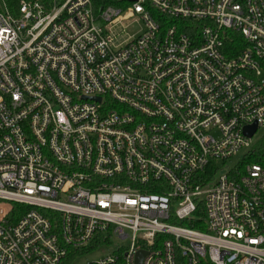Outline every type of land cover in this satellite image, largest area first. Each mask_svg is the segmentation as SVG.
<instances>
[{"label": "built area", "instance_id": "2783aa9c", "mask_svg": "<svg viewBox=\"0 0 264 264\" xmlns=\"http://www.w3.org/2000/svg\"><path fill=\"white\" fill-rule=\"evenodd\" d=\"M4 1L0 264H264V0Z\"/></svg>", "mask_w": 264, "mask_h": 264}, {"label": "rangeland", "instance_id": "374dc122", "mask_svg": "<svg viewBox=\"0 0 264 264\" xmlns=\"http://www.w3.org/2000/svg\"><path fill=\"white\" fill-rule=\"evenodd\" d=\"M0 5H1V7H4L5 1L0 0ZM139 27H140L139 24L135 23L134 26L130 27V30L135 32L136 30L139 29ZM263 139H264V128H258L257 131L255 132V134L251 137V148L253 149ZM241 157H242V152H240L237 156L230 158L225 163H221V162H218V163H219V165L225 166L224 168H226L227 166L231 167V166L237 164V162L240 161ZM224 170L225 169H223V171ZM113 241L114 242L111 244L102 245L99 248L95 249L94 251H91L88 254L80 257L75 262V264H87L90 261L103 259L115 250L116 245L121 244L124 246H129V244H130V242L128 240H119V239L113 238Z\"/></svg>", "mask_w": 264, "mask_h": 264}, {"label": "trees", "instance_id": "16d2710c", "mask_svg": "<svg viewBox=\"0 0 264 264\" xmlns=\"http://www.w3.org/2000/svg\"><path fill=\"white\" fill-rule=\"evenodd\" d=\"M22 0H6L8 7L12 10V11H16L20 5ZM44 2H51L52 0H42ZM248 162H253V163H264V139L261 140V142H259L258 145H256L252 151L250 156L247 158ZM26 207V208H25ZM27 209V206L21 205V204H15L14 207V212H18V211H23ZM199 213V215H202V212H200L199 210L197 211V214ZM200 220V219H199ZM203 219H201L202 222ZM192 227H198L200 229H205L204 224L201 225H190Z\"/></svg>", "mask_w": 264, "mask_h": 264}, {"label": "water", "instance_id": "95a60500", "mask_svg": "<svg viewBox=\"0 0 264 264\" xmlns=\"http://www.w3.org/2000/svg\"><path fill=\"white\" fill-rule=\"evenodd\" d=\"M98 100H100V98H98ZM257 129V126L254 124L252 126H247L244 128V134L247 136V137H251L254 132L256 131Z\"/></svg>", "mask_w": 264, "mask_h": 264}]
</instances>
